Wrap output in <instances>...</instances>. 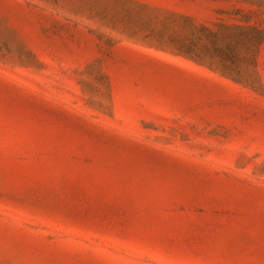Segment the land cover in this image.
Returning <instances> with one entry per match:
<instances>
[{"label":"rangeland","instance_id":"374dc122","mask_svg":"<svg viewBox=\"0 0 264 264\" xmlns=\"http://www.w3.org/2000/svg\"><path fill=\"white\" fill-rule=\"evenodd\" d=\"M0 264H264V0H0Z\"/></svg>","mask_w":264,"mask_h":264}]
</instances>
